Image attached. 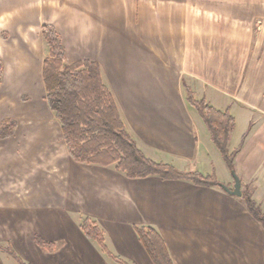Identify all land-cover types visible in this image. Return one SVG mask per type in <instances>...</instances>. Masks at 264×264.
I'll return each mask as SVG.
<instances>
[{"label": "crops", "instance_id": "0c3cea01", "mask_svg": "<svg viewBox=\"0 0 264 264\" xmlns=\"http://www.w3.org/2000/svg\"><path fill=\"white\" fill-rule=\"evenodd\" d=\"M64 62L96 63L136 147L180 172L233 188L196 100L235 120L233 172L264 214V0H0V264H119L79 229H101L109 253L152 264L134 227H151L173 264H264V229L241 197L159 177L128 179L73 161L45 102L41 26ZM28 101L26 102V99ZM39 237L53 246L39 248Z\"/></svg>", "mask_w": 264, "mask_h": 264}, {"label": "trees", "instance_id": "16d2710c", "mask_svg": "<svg viewBox=\"0 0 264 264\" xmlns=\"http://www.w3.org/2000/svg\"><path fill=\"white\" fill-rule=\"evenodd\" d=\"M41 36L46 49L41 69L45 102L60 126L67 153L73 161L112 168L128 179L155 176L163 180H184L198 186L220 188L214 174L184 173L171 165L147 158L127 132L115 100L102 79L100 67L91 61L66 64L61 38L53 26L42 25ZM2 69L0 61V84ZM185 93L188 105L201 117L212 144L229 171L233 172L234 154L229 151L228 144L235 127L234 118L227 111L212 108L204 100H196L186 86ZM15 127L13 121L2 122L0 140L10 137ZM242 199L249 214L264 229V214L249 192H243ZM79 229L103 254L119 264H126L109 253L103 233L93 220L82 218ZM134 232L152 264H173L163 239L155 229L134 227ZM34 241L45 251L53 250L51 244L37 236ZM2 250L17 264H27L10 249Z\"/></svg>", "mask_w": 264, "mask_h": 264}, {"label": "water", "instance_id": "95a60500", "mask_svg": "<svg viewBox=\"0 0 264 264\" xmlns=\"http://www.w3.org/2000/svg\"><path fill=\"white\" fill-rule=\"evenodd\" d=\"M234 184H233V188L231 190H229L227 187H225L222 184H219L220 188L227 194L231 195V196H235V197H241L242 193H241V183L238 179V177L235 175L234 172H231Z\"/></svg>", "mask_w": 264, "mask_h": 264}, {"label": "rangeland", "instance_id": "374dc122", "mask_svg": "<svg viewBox=\"0 0 264 264\" xmlns=\"http://www.w3.org/2000/svg\"><path fill=\"white\" fill-rule=\"evenodd\" d=\"M27 98V97H26ZM28 101V98L26 99V102ZM232 176V175H231Z\"/></svg>", "mask_w": 264, "mask_h": 264}]
</instances>
